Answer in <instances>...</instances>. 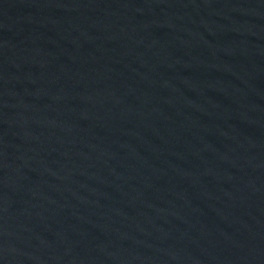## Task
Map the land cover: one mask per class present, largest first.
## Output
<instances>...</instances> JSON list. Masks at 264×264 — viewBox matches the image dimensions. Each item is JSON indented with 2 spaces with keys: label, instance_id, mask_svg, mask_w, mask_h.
Segmentation results:
<instances>
[{
  "label": "water",
  "instance_id": "water-1",
  "mask_svg": "<svg viewBox=\"0 0 264 264\" xmlns=\"http://www.w3.org/2000/svg\"><path fill=\"white\" fill-rule=\"evenodd\" d=\"M0 264H264V0H0Z\"/></svg>",
  "mask_w": 264,
  "mask_h": 264
}]
</instances>
